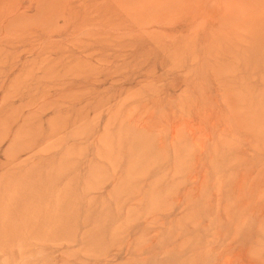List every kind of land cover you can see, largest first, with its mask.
Returning <instances> with one entry per match:
<instances>
[{
	"label": "rangeland",
	"instance_id": "374dc122",
	"mask_svg": "<svg viewBox=\"0 0 264 264\" xmlns=\"http://www.w3.org/2000/svg\"><path fill=\"white\" fill-rule=\"evenodd\" d=\"M0 264H264V0H0Z\"/></svg>",
	"mask_w": 264,
	"mask_h": 264
}]
</instances>
